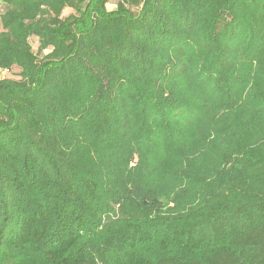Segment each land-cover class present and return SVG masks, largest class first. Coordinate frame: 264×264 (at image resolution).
I'll return each instance as SVG.
<instances>
[{
	"label": "trees",
	"instance_id": "1",
	"mask_svg": "<svg viewBox=\"0 0 264 264\" xmlns=\"http://www.w3.org/2000/svg\"><path fill=\"white\" fill-rule=\"evenodd\" d=\"M108 2L2 0L0 264H264V0Z\"/></svg>",
	"mask_w": 264,
	"mask_h": 264
},
{
	"label": "rangeland",
	"instance_id": "2",
	"mask_svg": "<svg viewBox=\"0 0 264 264\" xmlns=\"http://www.w3.org/2000/svg\"><path fill=\"white\" fill-rule=\"evenodd\" d=\"M118 0H109L108 4H107V9H113L114 8V3H116ZM130 10L133 14H136L139 10V7H130ZM4 11V6L2 3V0H0V14H2V12ZM72 12L71 10H65L64 11V15H67V13ZM0 30H1V26H0ZM30 44L32 47V50L34 53H37V42L35 39H30ZM18 73V69L17 68H12L9 71H2L0 70V78H4V77H13L16 78V74Z\"/></svg>",
	"mask_w": 264,
	"mask_h": 264
}]
</instances>
